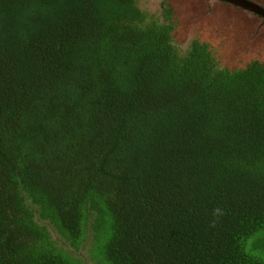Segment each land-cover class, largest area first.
<instances>
[{"label":"trees","instance_id":"16d2710c","mask_svg":"<svg viewBox=\"0 0 264 264\" xmlns=\"http://www.w3.org/2000/svg\"><path fill=\"white\" fill-rule=\"evenodd\" d=\"M139 1L0 0V264H264V47Z\"/></svg>","mask_w":264,"mask_h":264},{"label":"rangeland","instance_id":"374dc122","mask_svg":"<svg viewBox=\"0 0 264 264\" xmlns=\"http://www.w3.org/2000/svg\"><path fill=\"white\" fill-rule=\"evenodd\" d=\"M164 0H140L139 6L151 14L161 16ZM178 18L175 32L180 48L188 47L190 41H209L218 44L220 54L225 50H236L230 54L234 61L254 56L256 47H264V25L257 16L234 5L224 6L217 0H170ZM218 2V5L213 3ZM264 5V0H250ZM255 49V50H254ZM264 52V48H262ZM232 52V51H231Z\"/></svg>","mask_w":264,"mask_h":264},{"label":"water","instance_id":"95a60500","mask_svg":"<svg viewBox=\"0 0 264 264\" xmlns=\"http://www.w3.org/2000/svg\"><path fill=\"white\" fill-rule=\"evenodd\" d=\"M227 3H231L236 7L249 11L254 15H259L264 19V7L248 0H224Z\"/></svg>","mask_w":264,"mask_h":264},{"label":"clouds","instance_id":"9594fccd","mask_svg":"<svg viewBox=\"0 0 264 264\" xmlns=\"http://www.w3.org/2000/svg\"><path fill=\"white\" fill-rule=\"evenodd\" d=\"M248 1H250V0H248ZM228 4H231V3H228ZM231 5H233V4H231ZM260 5V4H259ZM260 6H262V7H264V5H260ZM243 10V9H242ZM249 12V11H248ZM255 16H257V15H255Z\"/></svg>","mask_w":264,"mask_h":264}]
</instances>
